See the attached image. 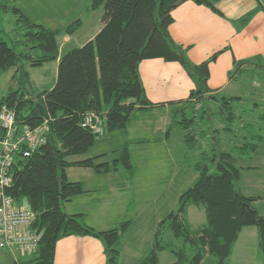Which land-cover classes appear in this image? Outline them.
I'll list each match as a JSON object with an SVG mask.
<instances>
[{
    "label": "trees",
    "instance_id": "1",
    "mask_svg": "<svg viewBox=\"0 0 264 264\" xmlns=\"http://www.w3.org/2000/svg\"><path fill=\"white\" fill-rule=\"evenodd\" d=\"M185 1L220 13L216 8L219 0H89L87 10H102V27L82 45L60 52L58 39L72 36L81 27V19L62 29H50L31 21L12 1L0 0V13H11L14 17V33L7 39L0 36V74L12 70L14 84L0 97V106L5 104L14 111L16 129L32 128L43 121L48 125L45 143L28 157L17 155L9 170L11 184L6 193L35 213L32 228L40 233L34 255L20 264H53L57 240L70 235L96 238L102 245L105 264L119 263L120 236L129 221L98 231L85 223L83 214H67L62 205L84 192L80 181L67 179L68 167H90L96 173L117 169L133 173L128 143L109 162H96L103 154L78 161L67 158L84 154L96 140L82 125L88 113L104 117L105 132H110L125 130L135 111L153 107L139 74V64L144 59L176 62L193 83L187 98L172 110L167 133L173 125H179L186 146L189 149L199 146L206 130L200 125H206L216 113L222 117L219 129L230 134V141L244 139L234 145L236 152L248 154L256 149L260 135L249 138L245 133L250 122L235 118L231 106L233 100L242 97L206 95L210 91L209 64L221 50L192 63L186 57L187 47L170 36L171 11ZM253 14L254 10L245 13L239 23L245 25ZM256 59L260 57L234 59L229 74L239 69L242 73L246 69L241 66ZM52 61H57L54 84L33 93L28 67ZM210 99L220 101L217 109L214 110ZM261 117L264 118V111ZM259 123L262 124V119ZM2 135L0 128V138ZM232 149H216L211 155L202 151L200 160L193 165L195 180L180 194L175 209L158 223L159 232L154 236L152 248L139 264H158V253L162 250L172 253L171 264H230L237 237L247 226L257 230L258 258L264 264V216L253 207L258 197L245 196L237 187L240 168ZM192 204L204 213V222L194 233L184 219L187 207ZM165 229L170 238L162 236ZM178 239L181 241L176 244Z\"/></svg>",
    "mask_w": 264,
    "mask_h": 264
},
{
    "label": "crops",
    "instance_id": "2",
    "mask_svg": "<svg viewBox=\"0 0 264 264\" xmlns=\"http://www.w3.org/2000/svg\"><path fill=\"white\" fill-rule=\"evenodd\" d=\"M216 8L220 13L191 1L180 3L171 11L173 21L168 27L170 36L177 44L187 47L186 57L192 63H199L214 52L221 50L217 58L209 64L207 85L210 91L206 95L218 94L225 96L227 93H234L239 87L234 83L240 74L239 71L242 69L230 75L229 72L233 68V60L253 58L254 56H259L260 59L254 60L247 66L242 65L241 68H249L252 72L257 69L262 71L263 84L260 91L263 92L264 67H261V65H264V0H219L216 3ZM252 10H254V14L249 21L245 25H241L239 23L241 16ZM96 11H100L96 18L99 24L95 25L93 35L90 38L102 27L100 21L102 10ZM54 62L57 72V61ZM139 74L146 95L154 104L153 107L145 111L156 112V110L162 109V112L156 116L154 121L157 123L155 125L146 123L147 126H144L138 120H132L131 118L125 129L127 130L126 133L134 129L135 126H142L146 130L150 129L152 132L148 140L144 141L143 139L135 138L136 141L134 142L159 143L166 152V156L172 158L174 153L176 160H178L180 153H183L182 158H185L187 153L185 151L189 148L183 140L182 131H177L174 134L177 137L175 142L168 143L170 132L168 134L167 129L172 122V110L179 107L187 98L189 90L193 87L192 81L178 63L164 61L161 58L142 60L139 64ZM214 102L213 99H210L211 104L214 105ZM252 119L256 120L257 128L264 129V118L261 117V114L256 117L253 116ZM260 119H262V124L259 123ZM154 128L156 129L155 134L153 133ZM248 128H252L251 124ZM255 133L257 132L248 131L245 133L249 138L251 135H260V138L256 139L258 140L256 149L248 154L243 153L242 150L239 153L236 152L238 149L234 146L237 145L236 143H241L240 140L244 139H237L235 143L230 141V138L226 141L228 144L227 148L232 149L234 146L232 150L236 152V164L240 168L237 180L238 189L245 196L258 197L254 201L257 202L264 198V194L261 193L264 192V134ZM126 142L131 143L129 140ZM67 159L78 161L85 158L73 159L69 156ZM133 165L135 169L131 174L121 169L106 173H96L90 167H68L66 169L67 179L80 181L84 192L73 196L69 201L63 203V211L67 214H83L85 223L98 231L117 227L125 221H129L128 227L133 219L124 220L125 216L127 214L137 216V212L145 209L141 199L149 197L154 201H169V208L172 211L177 205L180 194L193 183L197 176L193 168L194 163L192 162L187 167L189 166L193 169L196 175L192 177L194 172L191 170L190 182H186L183 176L180 175L182 172L180 161L169 165L171 173L167 178L160 177L161 166H154L152 173L149 175L144 173L147 170L143 171L141 165L134 163ZM172 170L175 172L173 173ZM176 181L180 182L177 189ZM112 205L116 206V212L111 211ZM164 214L159 215L156 227L164 217ZM132 226L135 227L134 225ZM245 228L243 227L239 234ZM146 233L148 238L142 242V247L139 250L135 249L136 251L132 250V261L130 264H139V260L149 251V246L153 244L150 237L153 231ZM123 236L124 233L120 236L118 246V264H124V257L127 255ZM238 239L239 235L231 255L235 251ZM24 254L28 258H22ZM33 255L34 253L32 252L0 249V264H20L30 259ZM256 256L258 258L257 248ZM167 259L168 264L174 261L173 256H168ZM53 264H105V255L100 241L96 238L87 235H70L57 240Z\"/></svg>",
    "mask_w": 264,
    "mask_h": 264
},
{
    "label": "rangeland",
    "instance_id": "3",
    "mask_svg": "<svg viewBox=\"0 0 264 264\" xmlns=\"http://www.w3.org/2000/svg\"><path fill=\"white\" fill-rule=\"evenodd\" d=\"M15 3L23 13L33 22L43 24V26L50 29H62L66 27L71 21L75 19H81V27L72 36H62L60 37V52L67 51L73 47H78L82 45L88 38L93 35V29L95 25L99 24L96 21L98 13L100 11H90L87 10L89 0H10ZM101 10V9H97ZM14 19L11 13H0V36L7 39L8 35H12L14 27L12 20ZM30 72V84L33 93H36L42 89L50 88L55 81L56 69L55 62H47L39 67H28ZM12 70L3 72L0 74V97L5 95L11 88L14 87L11 81ZM238 89L234 93H227L225 96H241V100H233L231 102L232 109L236 115L235 118L241 119L243 121H248L252 128H248L247 131L257 132L264 134V129L257 128L256 120L252 119L253 116L256 117L264 111V89L263 92L260 91L263 84V73L260 69L250 71L247 68L245 71L240 73L235 81ZM237 88V87H236ZM259 95V96H258ZM257 103V104H254ZM219 102H214V110L218 108ZM147 109L137 110L133 113L132 120H138L142 125L147 126L146 123L155 125L157 122L154 121L156 116L162 112V109L156 110V112L145 111ZM189 114V113H187ZM179 115V113H178ZM172 116V115H171ZM180 118V116H178ZM222 122V117L220 114L214 113L211 119L206 125L201 124L204 127L205 134L201 141V145L196 146L191 149H185L187 152L185 158H182L183 153H180V158L176 160L173 153V157L166 156V152L163 150L161 144L157 143H137L135 138L143 139L144 141L150 138V129H143L141 127H136L131 129L128 133L124 129H116L110 132H105V134L96 139L93 145L85 152L80 155L70 156L73 159H81L93 157L96 155L103 154L97 157L96 162L111 161L114 159L126 141L128 147L130 148L131 161L134 164L142 166L145 174H151L154 166L158 165L162 167L160 173L161 178H167L171 173V168L169 165L181 162L182 172L180 175L186 182H190L191 178L189 176L191 169L187 165L191 162L196 163L200 160L202 151L206 152L207 155H211L213 150L216 149H229L227 148V139L230 138V134L226 131L220 130V124ZM137 124V123H136ZM162 125V123H161ZM264 126V123H263ZM179 125H173L170 129V137L168 143H173L176 141L177 131H182L178 128ZM212 129H217L218 131H212ZM155 134V128L153 129ZM169 134V133H168ZM156 137V136H155ZM177 150V149H176ZM190 150H193L190 152ZM196 161V162H195ZM187 167V168H186ZM177 171V170H176ZM174 173L175 171L172 170ZM194 172V171H193ZM196 173L194 172V177ZM179 178V177H178ZM176 189L180 182L176 181ZM264 194V192H261ZM154 198V197H153ZM145 205V209L137 212V216L134 214H127L124 218L133 219L130 226L124 230V242L126 245V254L124 257V264H130L132 261L131 253L142 247V242L146 241L148 234L146 232L153 231L151 233V241H154V236L158 234V225L156 227L157 219L159 215L164 216L170 212V203L165 201H154L149 197L141 199ZM23 206L24 202L21 203ZM253 207L264 216V198L260 201L253 202ZM175 208V207H174ZM111 211H117L116 206H111ZM162 218V216H161ZM185 222L189 230L196 229L204 222L203 211L196 207L195 205H189L186 210V215L184 217ZM134 225L135 227H133ZM156 227V228H155ZM29 231V229L27 228ZM162 236L164 239L170 238L171 234L167 229L163 230ZM181 239L175 240L178 244ZM153 245V244H152ZM149 246V249L152 248ZM256 228L254 226L246 227L241 234H239V239L236 243V248L230 257V264H262L261 261L256 256ZM133 250V251H132ZM163 251V250H162ZM160 253L159 251V263L158 264H168V256H173L169 251L164 250ZM31 253V252H30ZM31 256V255H30ZM28 258L25 254L22 258ZM174 258V257H173Z\"/></svg>",
    "mask_w": 264,
    "mask_h": 264
},
{
    "label": "built area",
    "instance_id": "4",
    "mask_svg": "<svg viewBox=\"0 0 264 264\" xmlns=\"http://www.w3.org/2000/svg\"><path fill=\"white\" fill-rule=\"evenodd\" d=\"M14 111L0 106V249L34 253L38 247L40 233L32 228L35 213L28 207L17 204L7 193L10 187V168L17 155L28 157L46 141L48 125L46 121L29 128H15ZM95 138L105 134V118L91 112L82 122ZM29 229V231L27 230Z\"/></svg>",
    "mask_w": 264,
    "mask_h": 264
}]
</instances>
